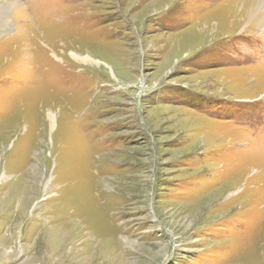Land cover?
Here are the masks:
<instances>
[{"label": "rangeland", "instance_id": "obj_1", "mask_svg": "<svg viewBox=\"0 0 264 264\" xmlns=\"http://www.w3.org/2000/svg\"><path fill=\"white\" fill-rule=\"evenodd\" d=\"M19 1L0 0V264H264L247 0Z\"/></svg>", "mask_w": 264, "mask_h": 264}, {"label": "bare ground", "instance_id": "obj_2", "mask_svg": "<svg viewBox=\"0 0 264 264\" xmlns=\"http://www.w3.org/2000/svg\"><path fill=\"white\" fill-rule=\"evenodd\" d=\"M5 1H6V3H8L9 5H12V6H16V3H18L17 4L18 7L22 8V10H23L22 4H21V2L19 0H5ZM243 8H244V10L246 9V12L244 11L245 13H248V10H250V14H249V16L247 18H249L250 20H252L251 23L255 22L254 24H255L256 28L258 27L260 29V32H261L260 34H262L264 36V0H247L244 3V5L242 6V9ZM219 10L221 12V13L219 12L220 14H225V13H222L221 9H219ZM219 10H217V11H219ZM6 12L8 13L7 8L6 7H1V9H0V27H2V26L4 27V25H6L8 23V21L6 20V17L5 16H2V14H5ZM241 12H243V11H241ZM242 16H244V14ZM228 17H230V16H228ZM225 18H226V15H225ZM2 31H3V29H2ZM262 45L260 47L261 48V52H264V44H262ZM74 57L77 58V59H79V61L80 60H83L86 63H88V62L90 64L91 63H97V61L94 58H91L88 55H84V56L81 57V56H78V55H75L74 54ZM48 96H47V98H48ZM53 98H54V100H56L55 99L56 98L55 96ZM48 103H49V101H48ZM50 116H52V115H50ZM51 121H53V116L51 117Z\"/></svg>", "mask_w": 264, "mask_h": 264}]
</instances>
